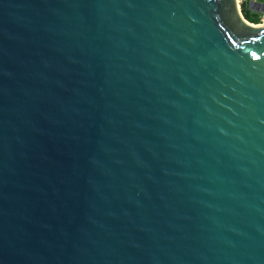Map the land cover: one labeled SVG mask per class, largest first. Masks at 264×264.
Returning a JSON list of instances; mask_svg holds the SVG:
<instances>
[{"label": "water", "instance_id": "1", "mask_svg": "<svg viewBox=\"0 0 264 264\" xmlns=\"http://www.w3.org/2000/svg\"><path fill=\"white\" fill-rule=\"evenodd\" d=\"M0 264H264V22L0 0Z\"/></svg>", "mask_w": 264, "mask_h": 264}, {"label": "rangeland", "instance_id": "2", "mask_svg": "<svg viewBox=\"0 0 264 264\" xmlns=\"http://www.w3.org/2000/svg\"><path fill=\"white\" fill-rule=\"evenodd\" d=\"M260 3H264V0H258ZM244 17L246 18L247 21H263V18L259 16L258 18H253L252 17V12L247 8V6L244 7Z\"/></svg>", "mask_w": 264, "mask_h": 264}, {"label": "built area", "instance_id": "3", "mask_svg": "<svg viewBox=\"0 0 264 264\" xmlns=\"http://www.w3.org/2000/svg\"><path fill=\"white\" fill-rule=\"evenodd\" d=\"M250 2H251V0H239L240 6H241V10H242L243 14H244V7L247 6V8H248ZM260 15L263 18L262 22H264V13H262Z\"/></svg>", "mask_w": 264, "mask_h": 264}, {"label": "trees", "instance_id": "4", "mask_svg": "<svg viewBox=\"0 0 264 264\" xmlns=\"http://www.w3.org/2000/svg\"><path fill=\"white\" fill-rule=\"evenodd\" d=\"M250 23L259 24L261 22L260 21H258V22H256V21H250Z\"/></svg>", "mask_w": 264, "mask_h": 264}, {"label": "crops", "instance_id": "5", "mask_svg": "<svg viewBox=\"0 0 264 264\" xmlns=\"http://www.w3.org/2000/svg\"><path fill=\"white\" fill-rule=\"evenodd\" d=\"M262 23V21H260Z\"/></svg>", "mask_w": 264, "mask_h": 264}, {"label": "flooded vegetation", "instance_id": "6", "mask_svg": "<svg viewBox=\"0 0 264 264\" xmlns=\"http://www.w3.org/2000/svg\"><path fill=\"white\" fill-rule=\"evenodd\" d=\"M261 16V15H260Z\"/></svg>", "mask_w": 264, "mask_h": 264}]
</instances>
